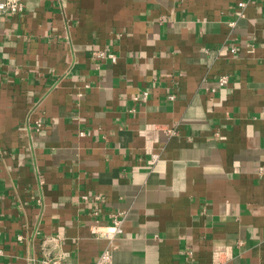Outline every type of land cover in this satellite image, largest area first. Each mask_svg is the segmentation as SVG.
I'll return each instance as SVG.
<instances>
[{"label":"crops","instance_id":"0c3cea01","mask_svg":"<svg viewBox=\"0 0 264 264\" xmlns=\"http://www.w3.org/2000/svg\"><path fill=\"white\" fill-rule=\"evenodd\" d=\"M22 1L0 14V264H94L118 212L111 264H264V0Z\"/></svg>","mask_w":264,"mask_h":264},{"label":"built area","instance_id":"2783aa9c","mask_svg":"<svg viewBox=\"0 0 264 264\" xmlns=\"http://www.w3.org/2000/svg\"><path fill=\"white\" fill-rule=\"evenodd\" d=\"M244 4L243 2L241 3ZM25 9V3L22 0H4L0 2V14L10 13V12H21ZM98 56L106 59H111L115 61L117 58L113 53H105V51H98ZM229 80L228 75H223L219 79L221 85H225ZM147 92H144L143 98L146 99ZM174 97V95H171ZM174 129L168 128V132H174ZM124 216L122 212L114 214L113 223L107 225L104 229L101 226H95L94 231L102 232L110 240L109 246L104 249L98 256L94 264H111L112 262V249L114 248V240L117 236L124 232L123 227ZM2 249H0V253ZM42 264H66L61 257L56 255H46L42 259Z\"/></svg>","mask_w":264,"mask_h":264}]
</instances>
